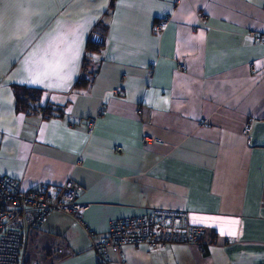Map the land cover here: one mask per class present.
<instances>
[{
  "label": "crops",
  "instance_id": "0c3cea01",
  "mask_svg": "<svg viewBox=\"0 0 264 264\" xmlns=\"http://www.w3.org/2000/svg\"><path fill=\"white\" fill-rule=\"evenodd\" d=\"M262 29L264 0H0V173L79 184L100 235L151 208L205 230L203 249L126 245L111 264H264V42L247 35ZM12 85L41 90L35 111L16 110ZM26 262L98 264L58 211L29 232Z\"/></svg>",
  "mask_w": 264,
  "mask_h": 264
},
{
  "label": "built area",
  "instance_id": "2783aa9c",
  "mask_svg": "<svg viewBox=\"0 0 264 264\" xmlns=\"http://www.w3.org/2000/svg\"><path fill=\"white\" fill-rule=\"evenodd\" d=\"M197 17L203 22L204 10H197ZM168 20L167 16L159 19L154 25L155 32L163 31ZM247 35L254 42H264V29L251 30ZM249 131L250 124L246 122L243 133L247 135ZM142 138L148 142L151 137L144 132ZM81 191L82 187L71 180L57 187L22 189L17 180L0 173V264L26 263L29 232L51 211L68 215L83 226L98 264H111L110 253L122 252L126 245H146L154 250L172 244H198L203 249L200 240L205 230L192 223L184 210L151 208L145 214L118 217L100 235L83 220L89 204L78 201Z\"/></svg>",
  "mask_w": 264,
  "mask_h": 264
},
{
  "label": "trees",
  "instance_id": "16d2710c",
  "mask_svg": "<svg viewBox=\"0 0 264 264\" xmlns=\"http://www.w3.org/2000/svg\"><path fill=\"white\" fill-rule=\"evenodd\" d=\"M104 27H96L94 34L89 37L86 43L88 53L97 52L103 45ZM88 81L87 78L79 79L76 84L83 85ZM15 99V107L17 111L30 113L36 110L35 104L39 101L41 90L37 88H28L21 85H12ZM51 105L45 106L44 110H51ZM61 111L60 108L57 109ZM62 112V111H61ZM46 114V113H45ZM27 264V262L25 263Z\"/></svg>",
  "mask_w": 264,
  "mask_h": 264
}]
</instances>
